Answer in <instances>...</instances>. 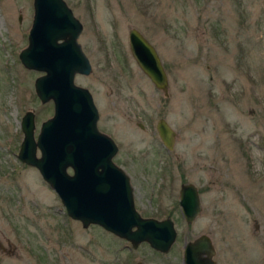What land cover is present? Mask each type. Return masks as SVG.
Masks as SVG:
<instances>
[{
  "label": "rangeland",
  "instance_id": "1",
  "mask_svg": "<svg viewBox=\"0 0 264 264\" xmlns=\"http://www.w3.org/2000/svg\"><path fill=\"white\" fill-rule=\"evenodd\" d=\"M65 1L82 23L78 40L92 68L73 79L92 93L99 130L118 147L112 161L133 177L137 200L168 209L181 181L196 184L203 209L193 231L210 235L218 263L264 264V0ZM32 7L0 0V230L16 246L1 264H48L46 246L57 250L64 235L58 224L90 247L77 252L67 235L69 263L93 264L96 229L76 223L37 167L17 155L23 112L35 113L36 136L54 109L34 91L43 72L19 60ZM130 28L155 46L166 90L132 55ZM159 118L176 132L173 149L159 137ZM98 234L99 263H108L111 238Z\"/></svg>",
  "mask_w": 264,
  "mask_h": 264
},
{
  "label": "water",
  "instance_id": "2",
  "mask_svg": "<svg viewBox=\"0 0 264 264\" xmlns=\"http://www.w3.org/2000/svg\"><path fill=\"white\" fill-rule=\"evenodd\" d=\"M32 8L28 43L20 49L19 60L26 68L43 72L34 80V91L40 101H53L54 109L50 118L41 121L36 136L35 113L31 109L23 112V138L17 154L20 161L37 167L68 215L83 225L99 222L134 244L141 240L159 248L170 244L175 235L170 221L142 218L136 212L128 176L112 161L117 144L98 128L99 113L92 93L73 79L76 73L90 74L92 69L78 40L81 21L65 0H33ZM127 35L141 70L154 85L166 90L168 75L155 46L136 28H130ZM155 127L165 148H172L176 132L168 121L159 118ZM69 166L73 174L68 173ZM195 187L190 182L181 187V209L189 220L201 208ZM206 245L203 238L188 245L187 264H216L199 256Z\"/></svg>",
  "mask_w": 264,
  "mask_h": 264
},
{
  "label": "flooded vegetation",
  "instance_id": "3",
  "mask_svg": "<svg viewBox=\"0 0 264 264\" xmlns=\"http://www.w3.org/2000/svg\"><path fill=\"white\" fill-rule=\"evenodd\" d=\"M174 145L175 143L173 144L172 149L174 148ZM67 169H68V173L73 172L70 166ZM125 175L128 176V181L131 186V193L133 198L132 201L138 215L142 218H147V219L155 218L157 219V221L167 219L168 221H170V223H172L174 228L173 231H175V235L171 240L170 244L169 243L163 244L161 248L150 244L148 240H141L140 242L134 244L132 243L131 240H128L127 237L122 235H117V233L111 230H106V228L103 225L99 224V222L97 223L90 222L87 223V226H85L83 225L84 224L83 221L79 219L75 220L72 217L76 223L80 222L79 225L83 229L87 230V228L90 227H94L96 229L95 234H93V238L90 240L91 244L95 245V250H96V253L93 254L92 252L91 254L93 256L92 260H94L93 264H100L99 256H98L99 248H100L99 246L100 240L98 233L101 229L105 232L106 234L105 237L111 238L109 242V247H108L109 250L107 254L109 256L111 255V257L108 260V263L106 262L107 261L106 260L104 264H187V261H185L186 260L185 250H187L188 245L190 246L192 243L196 241V239L199 238H203V240L207 241L209 244V246L206 245L205 247L202 248V250H199L198 254L201 257V259L203 260L204 258H206V260H212L216 264H219L215 258L216 249L210 235L204 231H202L201 233L198 232L197 234H195L193 231V227H194L193 225L195 224L197 218L200 217L201 211L203 209L202 201H201V190H199L197 186L195 188H197L201 208L200 211H198V213H196V215H194V217L191 218V220H189L187 215L184 213L183 209H181L182 205L180 202V198H181L182 185L184 183L189 184L190 181L189 182L184 180L181 181L179 188H177L178 189L177 194H175V189H174L175 186H174L173 188L174 197L172 198L174 202L170 205L168 209L167 207L165 208L164 205L162 204L157 205L156 203L154 207L150 204L151 206L148 209L146 204H143L137 200L135 191H133L135 189V185L132 180L133 177L131 178V176L127 173ZM173 179L175 181V175L173 176ZM150 198H153L152 195ZM9 221L11 222L10 227L12 228L11 229L12 232H15L16 236H18L17 233L18 228L16 229V227L18 226L14 224L12 220ZM135 227L136 225H133V228ZM56 228H58V230L62 229L64 235H62V237L60 238L61 245L57 246L59 247L57 250H55L56 247L54 246L51 245L46 246L48 255H50L48 264H70L68 261L69 257H68V253L66 252L65 245L67 244L66 239L69 236V234L73 233V229L71 227L64 229L63 226H61L60 224L56 225ZM8 237L9 236L6 234L5 230L3 231L1 229L0 230V264L2 263V259L6 255H15L16 253V249H15L16 246L13 245V243ZM69 238L71 240L72 248H74L77 252L78 251L80 253H82L83 251H86L87 253L90 252L89 245H85V243L82 241H78V243L75 244L73 237L69 236ZM190 250L191 249L189 247V251Z\"/></svg>",
  "mask_w": 264,
  "mask_h": 264
}]
</instances>
